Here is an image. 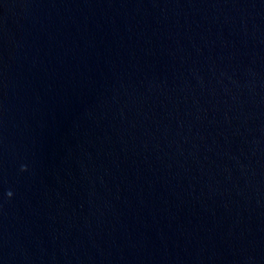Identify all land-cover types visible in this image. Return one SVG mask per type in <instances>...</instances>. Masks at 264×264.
Wrapping results in <instances>:
<instances>
[{"label":"water","instance_id":"1","mask_svg":"<svg viewBox=\"0 0 264 264\" xmlns=\"http://www.w3.org/2000/svg\"><path fill=\"white\" fill-rule=\"evenodd\" d=\"M0 264H264V0H0Z\"/></svg>","mask_w":264,"mask_h":264}]
</instances>
